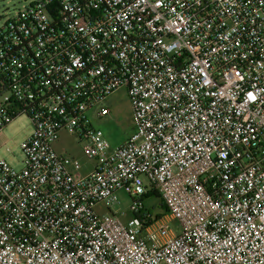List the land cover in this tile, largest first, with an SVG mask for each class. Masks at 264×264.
Wrapping results in <instances>:
<instances>
[{
    "label": "built area",
    "instance_id": "obj_1",
    "mask_svg": "<svg viewBox=\"0 0 264 264\" xmlns=\"http://www.w3.org/2000/svg\"><path fill=\"white\" fill-rule=\"evenodd\" d=\"M119 90L134 127L112 145L92 121ZM21 114L0 264H264V0H32L0 27V128Z\"/></svg>",
    "mask_w": 264,
    "mask_h": 264
},
{
    "label": "rangeland",
    "instance_id": "obj_2",
    "mask_svg": "<svg viewBox=\"0 0 264 264\" xmlns=\"http://www.w3.org/2000/svg\"><path fill=\"white\" fill-rule=\"evenodd\" d=\"M32 0H0V27H2L22 7L28 5ZM110 113L102 118H93V127L103 132L104 136L112 145L122 143L133 133V121L129 100L124 90L112 94L105 101ZM30 120L23 114L16 116L12 121L0 128V160H5L15 169L22 168V151L20 144L32 134ZM54 150L58 154L68 155L79 161L82 169L78 172L80 176L89 172L91 161L87 158L88 146L85 141H80L76 133L66 131L60 132L59 139L54 144ZM119 204L114 210L123 214L122 220L130 218L127 208L131 200L123 191L117 192ZM146 207L151 208L153 213H161L157 206L155 197L150 196L143 201ZM102 206H97L96 212L103 213ZM175 228L177 224L171 223Z\"/></svg>",
    "mask_w": 264,
    "mask_h": 264
},
{
    "label": "trees",
    "instance_id": "obj_3",
    "mask_svg": "<svg viewBox=\"0 0 264 264\" xmlns=\"http://www.w3.org/2000/svg\"><path fill=\"white\" fill-rule=\"evenodd\" d=\"M150 196H153L156 198L157 206L161 210V213H153L151 208L146 207L143 203L142 208L140 210V213H141V216L143 217V219L145 220L146 223H150L151 221H153V219L152 218H144L145 215H154V219H157L160 216L167 214V209H166L164 203L162 202V200L160 199V197L158 196V194L154 190H151L148 194L144 195L143 201H144V199H146Z\"/></svg>",
    "mask_w": 264,
    "mask_h": 264
}]
</instances>
